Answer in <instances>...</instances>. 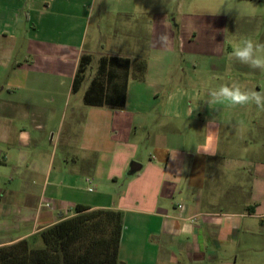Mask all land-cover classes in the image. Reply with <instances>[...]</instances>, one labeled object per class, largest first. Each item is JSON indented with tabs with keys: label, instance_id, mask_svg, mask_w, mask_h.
I'll return each mask as SVG.
<instances>
[{
	"label": "crops",
	"instance_id": "1",
	"mask_svg": "<svg viewBox=\"0 0 264 264\" xmlns=\"http://www.w3.org/2000/svg\"><path fill=\"white\" fill-rule=\"evenodd\" d=\"M170 2L175 11L168 9ZM203 3L0 0V248L22 240L38 245L41 232L75 216L78 205L123 213L120 260L125 241L140 232L143 249L155 250L154 264H180L183 259L188 264H222L243 234L264 228V108L207 113V95L215 86L206 88L207 80L190 83L202 89L189 98L199 111L189 119L196 127L189 128L193 142L179 134H157L150 156L137 161L141 168L130 175L136 154L124 111L132 72L137 77L150 65L145 62L138 69L136 52L99 54L100 61L131 60L123 107L85 103L100 64L74 90L81 58L91 55L94 62L96 52L90 47L105 27L110 40L121 31L131 38L133 23L152 16L146 22L152 24V51L174 53L178 44L176 51L183 57L211 56L215 51L206 41L227 40L243 20L258 17L244 10L226 16L200 13L197 5ZM163 34L169 37L164 46ZM230 48L224 45L222 54ZM220 81V86L235 83L262 91L251 81ZM61 146L64 152L58 156ZM123 179L132 180L118 190ZM100 183L104 188L94 191L93 185ZM140 259L148 263L146 253Z\"/></svg>",
	"mask_w": 264,
	"mask_h": 264
},
{
	"label": "rangeland",
	"instance_id": "2",
	"mask_svg": "<svg viewBox=\"0 0 264 264\" xmlns=\"http://www.w3.org/2000/svg\"><path fill=\"white\" fill-rule=\"evenodd\" d=\"M205 3L197 5V11L204 14H211L212 16H226V15H258L254 20H243L240 30L234 32L223 39H211L213 54L211 56H189L183 57L177 53L178 47L174 53H157L151 50V25L153 17L148 19H140L139 25L133 23L131 31H134L131 38L125 37L123 31L119 33L117 39H109L108 28L105 27L103 35L98 37L97 41L91 44V51L96 52L94 62L86 73V76H94L96 69L100 64L99 54H110L111 52H124L131 54L136 52L139 57L133 56V59L138 58L139 63L150 65L149 71L137 72L131 74V82L129 89V103L124 111L126 118L124 120L125 128L130 129V142L134 145L135 160L139 161L141 158H147L151 154L152 148L156 145L157 134L168 133L179 134L189 138L193 142L194 133L189 131L196 127L193 125L194 121L190 118L196 117L199 111L196 109V104L189 105L190 97H198L200 88H192L190 83H197L200 80L209 81L206 88H218L220 86V79L222 78H238L243 82H250L255 86L258 84L264 91V73L258 69H251L247 65L241 64L238 61H229L227 56L232 48L227 53L222 54L224 45L230 46L233 41L239 40L241 37H252L256 41L264 43V0L249 4L247 1L242 2H225L224 0H204ZM169 3L168 9L175 11V7ZM171 6V7H170ZM243 14V15H244ZM145 20V23H141ZM22 27H27L26 23ZM28 31L30 29H27ZM128 36V35H127ZM25 41H23L24 43ZM219 44V51L217 45ZM24 45V44H23ZM23 46L17 48L21 53ZM142 55V56H140ZM194 65L196 69H194ZM139 66V65H138ZM142 75H141V74ZM248 90H256L250 88ZM207 91V90H205ZM209 94L207 95L208 98ZM210 98V96H209ZM261 109V108H260ZM245 112L256 113L258 106L249 104L244 106H229L227 104H209L207 103L206 112H215L218 114L227 112ZM179 114V117L175 116ZM190 114V115H189ZM130 127V128H129ZM103 135H101L102 137ZM158 140V139H157ZM194 144V143H193ZM64 152L63 147H59L57 155L60 156ZM146 160V159H145ZM138 163V162H137ZM130 170V168H129ZM91 180V179H90ZM132 179H123L119 182L118 190H125ZM127 184H124V183ZM101 186V187H100ZM104 188V184L100 183L99 187L93 185L94 191H100ZM95 193L91 194L94 195ZM242 203H245V197ZM241 204V202L239 203ZM240 206V205H239ZM132 239L126 240L123 247L122 259L119 264H141L142 255L146 253L148 263L154 264L155 250L143 249V240L140 232H133ZM43 241L38 243L35 247H42ZM144 251V252H143ZM225 263L222 264H264V228L261 231L252 235L243 234L241 240L237 245L228 251L226 257H222ZM180 264H188L185 259ZM219 264V263H218Z\"/></svg>",
	"mask_w": 264,
	"mask_h": 264
},
{
	"label": "trees",
	"instance_id": "3",
	"mask_svg": "<svg viewBox=\"0 0 264 264\" xmlns=\"http://www.w3.org/2000/svg\"><path fill=\"white\" fill-rule=\"evenodd\" d=\"M91 62V55L81 58L75 91L81 88ZM130 66L129 58L103 57L99 72L85 93V103L123 107ZM143 66L139 63L137 68ZM123 230L121 211L78 205L75 216L41 232L42 247H35L28 240L1 247L0 264H119Z\"/></svg>",
	"mask_w": 264,
	"mask_h": 264
},
{
	"label": "clouds",
	"instance_id": "4",
	"mask_svg": "<svg viewBox=\"0 0 264 264\" xmlns=\"http://www.w3.org/2000/svg\"><path fill=\"white\" fill-rule=\"evenodd\" d=\"M161 45L168 44L167 34L160 36ZM231 52L228 53V60L238 61L251 69H258L264 73V43L256 41L252 37H241L233 41ZM219 51V44L217 45ZM209 104H227L229 106H244L255 104L264 108V91L245 90L239 84H224L209 91Z\"/></svg>",
	"mask_w": 264,
	"mask_h": 264
},
{
	"label": "water",
	"instance_id": "5",
	"mask_svg": "<svg viewBox=\"0 0 264 264\" xmlns=\"http://www.w3.org/2000/svg\"><path fill=\"white\" fill-rule=\"evenodd\" d=\"M141 168V164L137 163V162H132L131 163V167H130V171L129 174L133 175L134 173H136L137 171H139Z\"/></svg>",
	"mask_w": 264,
	"mask_h": 264
},
{
	"label": "built area",
	"instance_id": "6",
	"mask_svg": "<svg viewBox=\"0 0 264 264\" xmlns=\"http://www.w3.org/2000/svg\"><path fill=\"white\" fill-rule=\"evenodd\" d=\"M87 181L91 182V180H90V179H88ZM91 191H92V190H91Z\"/></svg>",
	"mask_w": 264,
	"mask_h": 264
}]
</instances>
